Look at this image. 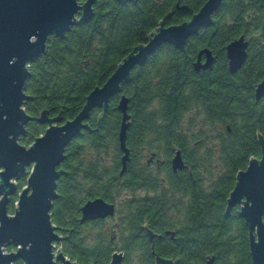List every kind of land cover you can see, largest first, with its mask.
Returning <instances> with one entry per match:
<instances>
[{
    "label": "trees",
    "instance_id": "16d2710c",
    "mask_svg": "<svg viewBox=\"0 0 264 264\" xmlns=\"http://www.w3.org/2000/svg\"><path fill=\"white\" fill-rule=\"evenodd\" d=\"M206 1L97 0L90 22L74 26L63 38L52 36L46 53L31 64V77L26 82L31 98L25 105L27 113L38 117L48 110L51 116L62 113L64 122L74 119L86 97L108 81L136 46L147 43L162 20L167 26L188 21ZM178 3L187 9L178 10ZM213 23L190 38L184 51L163 45L150 65L141 69L140 79L136 69L132 72L131 82L122 92L130 100L132 113L138 106L164 107L156 112V117L163 119L161 126L155 127L156 135L171 137L173 144L183 136L191 142L200 141L198 150L190 146L185 150L195 167L197 184L191 178L180 180L172 175L169 179L172 185L180 186L176 187L179 191L174 189L177 196L188 194L191 198L183 202L181 196L174 202L157 197L149 203L145 198L131 197L123 208L135 216L163 219L153 224L158 232L176 231L175 239L165 237L166 244L155 245L159 256L178 259L180 264H205L209 256H216L214 264H252L244 220L237 210L226 219L225 211L237 173L246 169L250 160L261 157L257 134L264 136V101H256L255 89L264 79V0H225L213 15ZM242 35L250 42L248 59L240 71L231 74L226 47ZM203 48L212 50L216 62L212 70L200 74L193 61ZM138 80L145 85L141 95ZM122 95L111 99L105 115L101 116L100 109L92 112L88 121L91 130L68 146L62 164L67 175L58 181L52 222L62 228L64 237L56 246L77 264H107L110 260L103 250V223L81 225V208L97 197L113 201L123 191L133 193L139 185L159 182L136 176L130 163L120 185L122 118L118 105ZM45 130L38 122H30L20 143L32 145ZM134 135L135 123L129 133ZM26 185L27 178L21 179L19 191ZM17 202L18 193L11 198L10 215L15 213ZM140 244L151 246L144 237ZM154 258L151 253L128 255L124 264H155ZM16 264L24 263L18 260Z\"/></svg>",
    "mask_w": 264,
    "mask_h": 264
},
{
    "label": "water",
    "instance_id": "95a60500",
    "mask_svg": "<svg viewBox=\"0 0 264 264\" xmlns=\"http://www.w3.org/2000/svg\"><path fill=\"white\" fill-rule=\"evenodd\" d=\"M97 0H0V264H77L65 256L55 244L63 241L52 222V208L58 199L57 181L65 174L59 170L66 160V150L71 142L90 131L86 123L94 109L107 113L110 101L122 92V86L131 82L132 70L144 65L148 58L163 45L169 44L184 51L188 40L202 29L213 26V15L225 0H207L188 21L167 26L165 20L153 31L147 43L139 44L125 57L114 74L101 87H96L87 97L79 114L63 123L60 115L50 118L44 110L37 118L28 115L25 104L31 98L26 94V82L31 77L30 66L47 51L52 36L63 38L74 26L90 22L94 17ZM119 3L136 0H116ZM178 10L187 7L177 4ZM172 12L167 15L170 19ZM250 42L242 35L226 47L231 74L242 69L248 59ZM205 61H201V57ZM215 56L210 48L198 53L193 64L196 72L212 67ZM264 97V79L255 89L257 102ZM130 100L122 95L118 110L123 114L120 128L122 157L121 174L127 170L130 150L127 148L128 114ZM36 120L47 125L44 136L31 146L20 144L25 126ZM261 157L250 160L247 168L236 175V184L227 199L226 217L240 205L239 217L249 230L252 264H264V136L258 133ZM177 172L186 168L181 153L172 161ZM29 168H32L29 170ZM20 176L27 178V185L18 193L16 211L9 214L11 198L18 192L16 183ZM80 223L113 216L115 206L102 198L88 201L81 208ZM172 237L175 233L168 232ZM155 235L150 233L151 240ZM15 246L17 251L6 249ZM216 256L207 257L205 264H214ZM113 258L111 264H119ZM155 264H180V260L155 255Z\"/></svg>",
    "mask_w": 264,
    "mask_h": 264
},
{
    "label": "flooded vegetation",
    "instance_id": "af4514ba",
    "mask_svg": "<svg viewBox=\"0 0 264 264\" xmlns=\"http://www.w3.org/2000/svg\"><path fill=\"white\" fill-rule=\"evenodd\" d=\"M152 56H150L148 58L147 62L144 65H138L132 70V72H133L136 69L137 77H139V79L141 78V76H140L141 69L150 65V60L152 59ZM197 60H198V57L193 61V64ZM201 61L202 62L205 61L204 56L201 57ZM215 62H216V59H215ZM215 62L210 69L205 70V71L202 70V71L197 72V73L201 74V73H205L209 70H212V68L215 66ZM228 69H229V67H228ZM131 75H132V73H131ZM154 83H152V86L156 85V82H154ZM137 84H138L137 85L138 94L141 95V92L143 91L145 85L141 80H138ZM125 85H127V84H125ZM125 85H123V86H125ZM123 86H122V92H123ZM122 92L119 94V96L123 94ZM262 100L264 101V97L262 98ZM263 104H264V102H263ZM163 108L164 107H155V106L140 107V106H138V107H135V109H134L135 113L134 112L132 113L131 107H129L128 114L130 115V120L128 122L130 123V127L128 128V131H127V140H126L127 148L130 150V161L127 164V169H128V165L130 163H133V170L135 171L134 174L136 176L140 177L141 179L143 178L145 180L146 179L147 180H157L159 182L158 183H149L147 185L144 184L142 186L139 185L138 188L133 193L129 192V191H123V193L120 196L124 195V197L123 198L117 197L113 201H108L105 198L97 197V198H102L107 203L113 204L115 206L114 215L108 216L105 219L88 221V222H85L83 224L80 223L81 225H84V224L90 223V222H98V221H101L103 223V230H104L103 250L110 257V260L108 261L107 264H111L114 257H115V259H118V261H120L119 264H124L125 258L128 255L140 256V255H145V254L151 253L155 257V255H158L155 251V245L158 242H160V243L162 242L163 244H166L164 242L165 237H170L171 239L176 238V235H177L176 231L167 230L164 233H161V232H158L155 230V227L153 226V224H156V223L158 224L159 223L158 221L162 222L163 219L157 218L156 216L150 217L147 214L144 216H135L131 212H129L128 210L123 208V205L128 201L129 198H131V197L136 198V199L145 198L148 200L149 203H154V201H152L151 198L168 197L169 198L168 201L176 202L182 196L183 198H181V200L183 202H188L190 200L191 196L188 194H179L177 196L174 189L176 191H179V189H177L176 187L180 188V186L179 185H172L169 182V179L172 175H174L177 179H180V180H187L188 178H191L193 180L194 184L195 185L197 184V179L195 178V167L189 163V161L186 157V151L185 150L188 149L189 146L191 148H197V150H198V148H199L198 145L200 144V141L191 142L189 137L183 136L181 138H178L177 142L175 144H173L171 137L156 135V133H155L156 128L155 127L161 126V122H163L161 115L156 117V112H159ZM97 109H100V108H97ZM25 110H26V108H25ZM100 110L103 111L102 109H100ZM60 114L62 116V113H59V115ZM105 114L102 113L101 116H103ZM57 116H51V113L49 115L50 118H54ZM120 116H121V118H123V114L121 112H120ZM33 118H37V117H33ZM34 121H36V120L30 121V122H34ZM88 121L86 123H88ZM64 123L65 122L63 120L62 124H64ZM134 123H135V135L133 137H131V136H129L130 128L132 127V125H134ZM28 124L25 126V133H24V135L21 136V138L27 135ZM40 125H42V124H40ZM42 126H45L46 129L48 128L47 125H42ZM85 131H87V130H85ZM83 132H82V135H83ZM44 134L42 136H44ZM82 135L80 137H82ZM42 136H40V137H42ZM257 139H258V134H257ZM119 141H120V138H119ZM27 147H29V146H27ZM66 152H67V150H66ZM178 152L181 153V157L184 161V164L186 165V168H184L182 170H178L177 172H175L173 170L172 161ZM121 153H122V151H121ZM123 155L124 154L122 153L121 163H122ZM62 164L60 165L59 170H64V168H62ZM122 168H123V166H122ZM30 169H32V168H29V170ZM121 171H122V169H121ZM198 172H199V169H198ZM126 173H127V170L123 174H121V172H120V174H119L120 181H121L120 185L124 182V179H125L124 176ZM66 175H67V172L65 174H63L61 177L66 176ZM203 179L205 181H207V178L204 177ZM58 181H57V188H58ZM235 184H236V177H235ZM234 187H235V185H234ZM97 198H95V199H97ZM228 198H229V195H228ZM95 199H92V200H95ZM226 208H227V202H226ZM234 210H237L238 216H239L240 205L235 206L232 209L230 216L229 217L225 216V218L229 219L232 216ZM80 213H81V210H80ZM225 215H226V211H225ZM81 218H82V213H81V217L79 219V222H80ZM240 219H242V218H240ZM61 232H62V228L61 229L59 228L58 234L60 236H61ZM168 232L175 233V236L172 237L171 235H168L167 234ZM150 233H153L155 235L152 240L150 238ZM141 237H144L149 241V243L151 245L150 248L149 247H146V248L141 247V244H140ZM62 238L64 239V237H62ZM61 243H59V244H61ZM55 246H56V244H55ZM160 257H162V256H160Z\"/></svg>",
    "mask_w": 264,
    "mask_h": 264
},
{
    "label": "rangeland",
    "instance_id": "374dc122",
    "mask_svg": "<svg viewBox=\"0 0 264 264\" xmlns=\"http://www.w3.org/2000/svg\"><path fill=\"white\" fill-rule=\"evenodd\" d=\"M20 144H21V143H20ZM21 145H22V144H21ZM109 162H110V160H109ZM109 162H108V163H109ZM207 165H208V164H207ZM205 169H206V168H205ZM204 174H205V175H208V173L206 172V170L204 171ZM24 178H26V177L20 176L19 179H17V181H16V183H17V185H18V192H17V193H20V192L22 191V190L19 191V184H20V182H21V179H24ZM120 197L123 198L124 195H122V196H120ZM16 204H17V203H16ZM52 209H53V208H52ZM58 245H59V244H58ZM58 245H57V246H58ZM57 246H56V248H55V252H57L58 249L60 248V247H57ZM9 247H13V246H9ZM6 252H8V251H6ZM8 253H9V252H8Z\"/></svg>",
    "mask_w": 264,
    "mask_h": 264
}]
</instances>
